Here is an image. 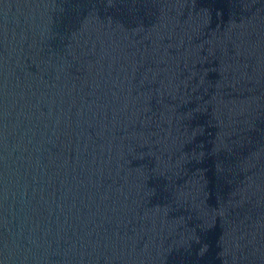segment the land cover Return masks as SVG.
<instances>
[{
    "label": "water",
    "instance_id": "1",
    "mask_svg": "<svg viewBox=\"0 0 264 264\" xmlns=\"http://www.w3.org/2000/svg\"><path fill=\"white\" fill-rule=\"evenodd\" d=\"M0 264H264V0H0Z\"/></svg>",
    "mask_w": 264,
    "mask_h": 264
}]
</instances>
